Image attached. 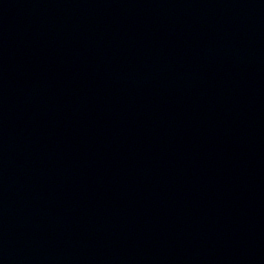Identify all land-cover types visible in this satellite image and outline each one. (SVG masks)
<instances>
[{"label": "water", "instance_id": "water-1", "mask_svg": "<svg viewBox=\"0 0 264 264\" xmlns=\"http://www.w3.org/2000/svg\"><path fill=\"white\" fill-rule=\"evenodd\" d=\"M0 264H264V0H0Z\"/></svg>", "mask_w": 264, "mask_h": 264}]
</instances>
